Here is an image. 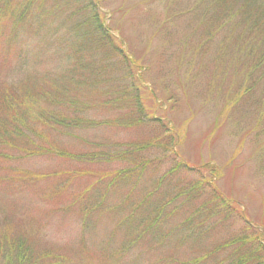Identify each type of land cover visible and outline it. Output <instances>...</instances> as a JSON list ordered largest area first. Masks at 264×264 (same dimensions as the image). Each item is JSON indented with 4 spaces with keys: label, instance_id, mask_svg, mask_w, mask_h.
I'll use <instances>...</instances> for the list:
<instances>
[{
    "label": "trees",
    "instance_id": "16d2710c",
    "mask_svg": "<svg viewBox=\"0 0 264 264\" xmlns=\"http://www.w3.org/2000/svg\"><path fill=\"white\" fill-rule=\"evenodd\" d=\"M183 14L180 10L177 17ZM186 14L193 37L187 41L188 61L194 62L199 47L205 54L217 40L210 52L225 56L227 69L240 66L229 80L223 108L233 110L242 98L250 99L245 109L254 114L257 130L264 125V0H193ZM46 16L59 23L49 31L46 51L62 72L41 80L44 88L36 78L33 88L16 93L18 85L0 83V158L12 156L16 164L37 155L56 157L71 165L56 172L59 176L73 172L68 168L98 165L99 170H79L92 177L80 190L68 191L70 182L64 190L83 220L113 221L107 242L117 236L118 246L103 258L111 264H264V225L216 187L220 173L214 164L190 165L178 153L180 134L144 105L141 55L118 41L96 1L0 0V42L20 51L17 39L26 33L22 24L36 21L37 30ZM2 18L9 27H3ZM98 106L107 110L95 117ZM101 127H145L147 135L126 143L97 138L84 152L60 141L70 137L82 143L84 131ZM43 133L49 142L42 141ZM156 151L160 156L154 158L150 154ZM4 175L0 181L17 195L41 179L16 165L13 180L10 172ZM32 241L26 230L0 224V264H61L59 255L45 263V251L36 250Z\"/></svg>",
    "mask_w": 264,
    "mask_h": 264
},
{
    "label": "rangeland",
    "instance_id": "374dc122",
    "mask_svg": "<svg viewBox=\"0 0 264 264\" xmlns=\"http://www.w3.org/2000/svg\"><path fill=\"white\" fill-rule=\"evenodd\" d=\"M94 1L100 11L107 14L108 24L118 41L124 46L129 44L134 54L141 55L139 60L144 71L139 78L144 105L169 121L180 134L177 150L181 157L190 165L214 164L220 173L215 180L216 187L241 203L249 219L264 225V136L261 135L264 125L257 130L254 128L256 118L245 109L249 110L250 99L242 98L243 104H237L233 110V107L223 108L229 80L239 72L240 66L236 64L235 68L234 63L227 69L223 61L225 56L221 59L210 52L216 47L217 40H213L205 54L199 47L194 62L188 61V43L193 37L186 11L193 0ZM180 10L185 15L178 18ZM167 16L170 17L167 25L162 27L161 21ZM1 20L4 28L9 27L6 25L8 20ZM35 22L26 19L22 24L26 33L18 37L16 44L22 53L0 42V55L5 57L4 61L0 59V83L21 86L14 87L15 93L19 88L30 90L37 80L44 88L46 85L40 81L62 69L46 51L51 43L47 36L59 24L58 20L46 16L37 30L34 29L39 24ZM114 71L113 75L118 77V70ZM97 108L95 117L107 110V107ZM108 128L84 131L81 136L87 141L82 143L70 137H61L60 141L74 151L84 152L97 138L126 143L147 135L145 127L131 131ZM46 140L47 134L43 133L42 141ZM55 142H58L57 138ZM150 155L160 156L157 151ZM15 165L41 179L25 186L18 195L0 181V224L6 222L17 230H26L29 237L32 235L35 249L45 251V263L53 262L54 255H59L61 264H111L103 258L118 246L117 236L107 242L113 221L97 216L83 220L77 207L74 210L70 206V192L64 190L67 182L71 183L68 191L80 190L86 181H92V177H83L79 170H99L98 165L89 169L68 168L73 172L59 176L56 172L71 165L56 157L37 155L13 164L11 156V159L0 158V178H7L4 174L10 172L13 180ZM159 172L162 173L161 168ZM55 182L58 185L55 186Z\"/></svg>",
    "mask_w": 264,
    "mask_h": 264
}]
</instances>
